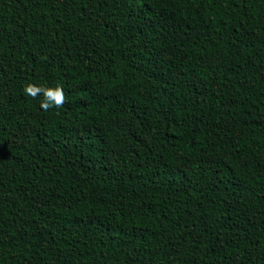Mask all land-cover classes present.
Segmentation results:
<instances>
[{"label":"trees","instance_id":"1","mask_svg":"<svg viewBox=\"0 0 264 264\" xmlns=\"http://www.w3.org/2000/svg\"><path fill=\"white\" fill-rule=\"evenodd\" d=\"M0 264H264V0H0Z\"/></svg>","mask_w":264,"mask_h":264},{"label":"clouds","instance_id":"2","mask_svg":"<svg viewBox=\"0 0 264 264\" xmlns=\"http://www.w3.org/2000/svg\"><path fill=\"white\" fill-rule=\"evenodd\" d=\"M24 92L32 98L42 96L40 108L45 111L52 108H61L66 103V96L61 86L44 87L29 83L25 86Z\"/></svg>","mask_w":264,"mask_h":264}]
</instances>
